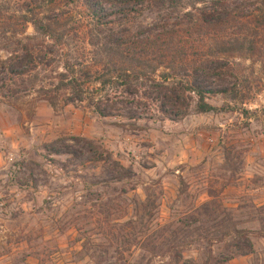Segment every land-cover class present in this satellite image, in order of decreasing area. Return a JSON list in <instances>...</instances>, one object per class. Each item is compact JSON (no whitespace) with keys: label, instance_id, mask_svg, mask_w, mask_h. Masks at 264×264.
<instances>
[{"label":"rangeland","instance_id":"1","mask_svg":"<svg viewBox=\"0 0 264 264\" xmlns=\"http://www.w3.org/2000/svg\"><path fill=\"white\" fill-rule=\"evenodd\" d=\"M50 4L0 0V60L7 44L21 55L13 43L27 37L30 47L53 46L35 33L36 18L90 20L86 0ZM262 9L264 0L224 10L170 0L122 21L132 35L177 31L180 70L214 63L222 78L211 87L237 96L208 97L215 113L193 105L159 121L117 104L122 111L100 116L63 93L50 106L39 89L65 62L76 71L90 63L76 52L78 35L43 50L26 86H10L0 69V264H264Z\"/></svg>","mask_w":264,"mask_h":264},{"label":"trees","instance_id":"2","mask_svg":"<svg viewBox=\"0 0 264 264\" xmlns=\"http://www.w3.org/2000/svg\"><path fill=\"white\" fill-rule=\"evenodd\" d=\"M170 0H86L85 10L89 15L86 24L68 21L56 17H39L30 21L35 33L44 40L53 43L51 47H30L28 42L34 38L18 40L13 45L21 50V55L10 53V45L1 47L7 57L0 60V69L7 74L10 86L17 83L26 86L36 69L35 61L44 58L45 49L53 52L52 47L66 46L64 39L74 35L82 37L84 47L77 50L82 60H89L88 67L81 65L83 71H76V66L69 62L63 65L62 73H57L49 85L51 88L39 89L44 93L42 100L53 106L51 94L63 93L68 102L86 104L100 116L122 111V107L131 105L142 106V116L157 118L159 121L180 120L188 116L192 106L198 114L218 112L206 101L208 97L229 92L236 96L235 88L231 90L214 89L210 80H221L222 75L216 71L212 63L199 66H186L180 70L174 62L180 58L179 45L175 39L179 33L167 28L149 29L144 32L132 31L122 24L134 14L141 15L144 6H155L157 2ZM197 3H209L216 9L224 10L231 0H193ZM55 0H50L54 5ZM259 28L264 30V9L254 17ZM26 21L20 29L25 34ZM10 30V31H8ZM5 32L15 33L14 29L6 28ZM89 55V56H88ZM172 56V57H171ZM170 58L172 60H170ZM40 61V60H39ZM216 62V61H215ZM92 86V87H91ZM122 95L123 100L118 98ZM223 110V109H221ZM221 112V111H220ZM140 116V115H139ZM50 152H54L52 149ZM147 201L141 204L142 210L147 209Z\"/></svg>","mask_w":264,"mask_h":264}]
</instances>
